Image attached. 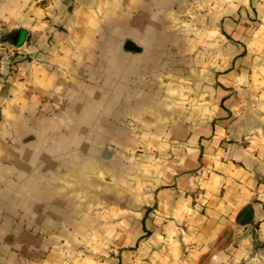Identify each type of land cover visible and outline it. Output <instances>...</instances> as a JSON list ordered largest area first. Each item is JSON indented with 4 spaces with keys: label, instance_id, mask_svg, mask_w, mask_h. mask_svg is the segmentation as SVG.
<instances>
[{
    "label": "crops",
    "instance_id": "1",
    "mask_svg": "<svg viewBox=\"0 0 264 264\" xmlns=\"http://www.w3.org/2000/svg\"><path fill=\"white\" fill-rule=\"evenodd\" d=\"M0 40V264H264V0H0Z\"/></svg>",
    "mask_w": 264,
    "mask_h": 264
},
{
    "label": "built area",
    "instance_id": "2",
    "mask_svg": "<svg viewBox=\"0 0 264 264\" xmlns=\"http://www.w3.org/2000/svg\"><path fill=\"white\" fill-rule=\"evenodd\" d=\"M19 48L9 42L0 40V70L8 63H13L19 56Z\"/></svg>",
    "mask_w": 264,
    "mask_h": 264
},
{
    "label": "water",
    "instance_id": "3",
    "mask_svg": "<svg viewBox=\"0 0 264 264\" xmlns=\"http://www.w3.org/2000/svg\"><path fill=\"white\" fill-rule=\"evenodd\" d=\"M109 152L108 151H104V155L108 156ZM103 179L110 181L111 180V176L110 175H103Z\"/></svg>",
    "mask_w": 264,
    "mask_h": 264
}]
</instances>
